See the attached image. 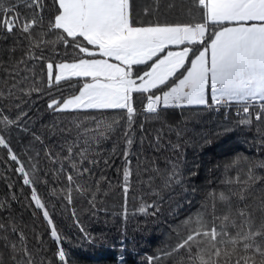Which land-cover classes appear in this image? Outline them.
I'll use <instances>...</instances> for the list:
<instances>
[{"label":"snow or ice","instance_id":"snow-or-ice-1","mask_svg":"<svg viewBox=\"0 0 264 264\" xmlns=\"http://www.w3.org/2000/svg\"><path fill=\"white\" fill-rule=\"evenodd\" d=\"M34 92L47 98L46 106L55 117L68 121L64 128L55 120L48 126L59 140L44 145L43 163L56 168H44L41 152L31 144L18 148L13 140L19 128L43 144L42 137L31 132L34 118L28 116L24 102V96ZM185 106L225 110L221 131L229 124L255 128L264 147V0H0V183L5 185L0 192V264H74L63 244L69 238L61 234L37 191L41 183L57 185L50 191L65 206L82 200L86 207L81 211L70 208L76 238L103 243L106 234L90 230L81 212L100 219L103 207L104 223L110 214L116 215L109 212L103 184L111 187L105 171L119 156L116 171L123 173L124 200L120 207L127 220L130 178L144 171L140 157L145 126L137 120L139 112L146 108L159 116ZM108 110L124 114L123 150L113 146L109 153L93 154L91 147L118 117L111 122L92 117L96 132L83 129L86 138H80V132L75 139L66 138L73 125L78 126L74 113ZM101 127L104 133L98 131ZM159 132L154 130L153 147H163ZM172 147L183 151L179 144ZM162 162H168L167 155ZM144 163L154 174L148 176L149 182L158 178L164 186L183 183L175 164L161 167L155 158ZM240 163L247 168L245 174L255 178L254 170L264 166V159L238 155L230 166ZM24 186L29 197H24ZM22 197L33 215L40 212L50 225L51 248L35 227L29 242L20 219ZM219 200L223 207L218 209L217 193H209L200 205L203 211L182 222L184 227L177 225L171 242L141 264H161L169 256L176 264H264V190L260 197L243 193L238 206L231 193L220 192ZM159 204V198L152 201V214L159 211ZM14 205L21 206L20 213ZM140 212H148L146 201Z\"/></svg>","mask_w":264,"mask_h":264},{"label":"trees","instance_id":"trees-1","mask_svg":"<svg viewBox=\"0 0 264 264\" xmlns=\"http://www.w3.org/2000/svg\"><path fill=\"white\" fill-rule=\"evenodd\" d=\"M76 84L75 80L71 81ZM39 87V85H37ZM40 93L34 92L31 97L24 96V102L28 105V116L34 118L31 132L42 137L41 142H33L32 135L28 131H22L19 128L14 130L13 140L18 148H23L31 144L37 152H41V162L44 168H56L58 165L45 164L44 145H53L58 142L59 136L49 131V125L55 120L61 128L68 123L67 119L55 117ZM19 103V101H17ZM146 104V101H145ZM138 109L141 106L137 105ZM159 111V110H157ZM79 117L78 126L73 125L72 132L66 138L75 139L77 132L81 133L80 138H86L83 135V129H89L96 132V125L91 123L90 118L95 117L97 122L101 117L109 120L117 118L116 125L106 132V136L100 138L98 145H92V153L96 151L104 153L111 152L113 146L123 150L122 135L120 130L121 121L124 119L123 112L108 110L104 112L83 111L74 113ZM225 110H214L203 106H185L169 108L159 116L143 108L137 117L139 122L144 124L143 154L141 155V165L144 168L143 174L137 176L135 172L131 176V187L128 193V217L123 219L122 208L123 192L122 182L123 173L116 171V166L120 165V157L114 156L115 161L112 168L105 171L111 181V187L105 183L103 187L106 191L105 199L110 213L107 217L108 223H104L103 207L100 213V219L90 216H83L84 223L94 233L103 232L106 239L103 243L97 242L91 244L82 238L77 239L78 229L73 225L70 217V208L74 207L81 211L86 207L82 200H77L75 204L64 205V201L54 196L50 189L57 185L38 184L37 191L41 198L46 201L49 211L53 212L54 220L63 236L70 239L63 241L64 247L68 249L73 258L74 264H141L146 256L158 255L157 250L163 248L171 242L173 230L177 225L184 227L182 222L192 217L195 219L197 212H202L201 203L206 202L209 193H217V208L223 207V202L219 200V193H231L234 205L238 206V201L242 194L247 192L250 196L260 197L264 190V166H257L254 170V177L250 178L245 173L247 168L244 163L230 166V161L238 155L255 160L264 159V147L261 146L262 137L257 134L256 129H248L237 124H229L226 131L220 130V125L225 123ZM231 120L237 119L234 109L230 111ZM27 128L28 125L26 124ZM160 129L159 135L163 137V147H153L154 130ZM100 133H104L103 127L99 128ZM140 134L139 129L137 130ZM137 144L141 143L139 140ZM179 144L183 151H179L172 145ZM77 147H83L82 144ZM62 156L67 152L57 149ZM163 155H167L168 162L164 163ZM3 151L0 149V157ZM91 158V156L89 157ZM157 159L161 167H168L175 164L183 183L179 181L164 186L160 179H154L149 182L148 176L154 175L145 165V159ZM135 164V160H133ZM103 167V165H101ZM171 170V169H170ZM3 167L0 166V173ZM13 174V173H9ZM51 174V173H49ZM239 174V182L237 176ZM14 175V174H13ZM22 182L18 181L17 186ZM245 182L247 185L245 187ZM153 185L158 187L154 188ZM63 187V185H59ZM5 188L4 183H0V192ZM136 189V191H133ZM158 193V195H157ZM31 195L28 186H24V197ZM159 198V211L153 213L151 203ZM147 202L148 212H140V207ZM186 201L188 203H186ZM250 202V201H249ZM21 203L25 208L20 219L23 221L25 233L30 243H32V228L35 227L41 238L45 241L47 247L51 248L50 225L40 212L33 215L32 210L26 207L27 200L22 197ZM53 205L55 206L53 211ZM135 205V208L133 206ZM16 212H21L20 205H14ZM217 215H220L218 212ZM126 228V231H125ZM178 230V229H177ZM124 242V245H122ZM183 255V254H181ZM149 264L151 262L149 261ZM161 264H176L175 260L169 256L161 261Z\"/></svg>","mask_w":264,"mask_h":264}]
</instances>
